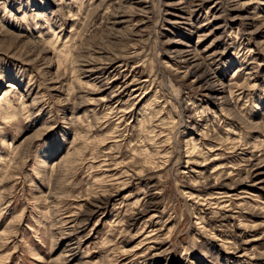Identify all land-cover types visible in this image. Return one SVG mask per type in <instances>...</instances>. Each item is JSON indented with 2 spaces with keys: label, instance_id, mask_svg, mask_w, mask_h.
<instances>
[{
  "label": "rangeland",
  "instance_id": "1",
  "mask_svg": "<svg viewBox=\"0 0 264 264\" xmlns=\"http://www.w3.org/2000/svg\"><path fill=\"white\" fill-rule=\"evenodd\" d=\"M0 264H264V0H0Z\"/></svg>",
  "mask_w": 264,
  "mask_h": 264
},
{
  "label": "bare ground",
  "instance_id": "2",
  "mask_svg": "<svg viewBox=\"0 0 264 264\" xmlns=\"http://www.w3.org/2000/svg\"><path fill=\"white\" fill-rule=\"evenodd\" d=\"M196 60V58H194V60L192 59V60H190L191 62H194ZM91 71V70H90ZM8 103H10V102H8ZM8 105V104H7ZM93 207H95V208H98V209H101L102 208V206H100V205H93ZM156 249H154L153 251H155ZM156 252H157V250H156ZM157 254V253H156ZM161 254V253H160ZM160 254H157V255H153V258L152 259H150V260H155V259H157L159 256H160ZM245 256V255H244Z\"/></svg>",
  "mask_w": 264,
  "mask_h": 264
}]
</instances>
